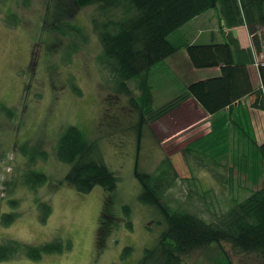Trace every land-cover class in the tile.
Instances as JSON below:
<instances>
[{
    "label": "rangeland",
    "instance_id": "rangeland-1",
    "mask_svg": "<svg viewBox=\"0 0 264 264\" xmlns=\"http://www.w3.org/2000/svg\"><path fill=\"white\" fill-rule=\"evenodd\" d=\"M64 1L70 9L71 0ZM55 2H0V244L9 239L27 244L59 239L72 247L41 260L20 257L0 264H136L162 229L157 209L139 199L142 186L134 175L138 152L139 168L148 173H159L163 161L172 160L178 177L164 200L210 222L232 204L230 189L214 177V173H228L212 160L225 149L203 148L207 140L199 142L202 149H194V159L186 161L182 152L197 134L192 129L198 124L187 129V122L178 118V108L154 121L148 117L137 149L139 114L129 96L117 95L114 74L109 76L100 63L102 45L92 24L98 6L76 7L72 16L64 12L56 17ZM11 14L21 23L8 24ZM58 17L84 30L85 37L72 53L74 37H63L52 29ZM197 24L193 22V26ZM170 39L178 41V31ZM184 65L183 56L174 54L152 67L148 78L154 110L177 98L178 71H184ZM134 82L129 84L138 97L141 91ZM225 118L219 117L217 132L226 128ZM69 126L84 132L96 145V155L118 176L115 191L108 194L102 186H95L80 193L64 182L71 163L60 161L56 149ZM226 150L235 168L243 172L234 171L238 182L246 180L243 174H249L248 167L254 178L262 170L256 150L248 149L244 157L242 149L233 154ZM29 170L45 173L48 180L35 189L28 186L24 175ZM232 193L243 194L242 190ZM107 194L109 233L99 247L98 229ZM41 201L52 208L46 221L41 220ZM12 214L16 217L7 223ZM126 248L132 250L125 252ZM190 259L187 263L227 264L231 259L234 264H260L255 255L237 254L227 243H213L187 257Z\"/></svg>",
    "mask_w": 264,
    "mask_h": 264
},
{
    "label": "trees",
    "instance_id": "trees-1",
    "mask_svg": "<svg viewBox=\"0 0 264 264\" xmlns=\"http://www.w3.org/2000/svg\"><path fill=\"white\" fill-rule=\"evenodd\" d=\"M92 4L98 6L92 24L102 45L100 63L109 70V76L114 74L117 95L129 96L131 106L139 114L137 149H140L142 129L148 117L151 121L157 120L189 98L195 99L206 113L212 115L253 93L256 96L253 105L264 109V54L260 55L264 53V0H71L70 9L64 0H57L53 10L56 17L64 12L72 16L76 7ZM212 9L219 13L222 27L230 29L245 24L254 48L241 47L231 32L224 42H187L180 45L178 41L170 39L182 26ZM6 21L10 25L21 23L15 14L9 15ZM52 29L63 37H74L71 44L75 49L71 48V53L78 49L80 40L85 37L82 27L60 17L53 22ZM182 47L187 49L194 68L219 66L221 73L189 84L177 98L154 110L152 86L148 78L150 70L164 59L177 55ZM251 64L259 70L262 86L259 89L254 87L251 80ZM132 80L136 82L135 88L141 91L138 97L133 94L134 88L129 84ZM193 150L189 146L183 150L186 161L192 158ZM261 150L264 157V143ZM46 156L44 153V158ZM56 156L62 162L71 163L64 182L78 192H90L95 186H102L108 194L116 190L118 176L96 155V145L88 141L79 127L69 126L60 136ZM215 157H212L215 165L221 164L225 169L227 161ZM162 166L159 173L140 170L138 152L134 175L142 186L139 199L157 209L162 219V229L156 243L145 249L136 264H193L187 263L192 260H187V257L213 243H227L235 253L253 254L260 264H264V181L260 187H256L247 179L238 182L235 170L228 169V174L214 173L215 179L230 189L228 196L232 197V204L227 211L215 219L212 217L214 220L209 222L183 207H173L164 200L178 175L169 158L163 161ZM47 180L45 173L36 170H29L24 175L25 184L34 189ZM235 190H242L243 194L232 193ZM108 194L101 213L104 218L100 219L98 229L99 247L104 246L109 233L105 220L109 217ZM39 204L41 220L46 221L52 211L51 205L46 201ZM8 216L7 223L16 214ZM71 247V243L65 245L59 239L39 244L9 239L0 244V261L20 257L41 260L47 254L61 253L71 250ZM131 250L126 248L125 252ZM227 264L234 263L229 259Z\"/></svg>",
    "mask_w": 264,
    "mask_h": 264
},
{
    "label": "crops",
    "instance_id": "crops-1",
    "mask_svg": "<svg viewBox=\"0 0 264 264\" xmlns=\"http://www.w3.org/2000/svg\"><path fill=\"white\" fill-rule=\"evenodd\" d=\"M196 21H198V24L193 26V22ZM187 28H190V31L186 30ZM262 29L264 31V28ZM230 32L237 37L241 47L254 48L252 37L245 24L230 29L222 27L219 13L214 9L206 11L182 26L178 30V44L184 45L187 42L190 44L209 43L212 41L224 42L227 34ZM180 54L183 56L184 66H186V68L182 72L178 71V95L183 93L189 84L221 73V68L219 66L203 69L194 68L190 63L188 52L185 47H182L178 51V55ZM263 54L264 53L260 55ZM250 75L254 87L256 89L262 87L259 70L254 64L250 65ZM255 97L253 93L246 95L232 106L226 107L222 111L212 115L206 113L195 99L189 98L178 106V118H182L183 121L187 122V129L193 128L195 123L198 124L196 129H194L195 127L192 129V132L194 130V132H197L190 142L189 147L192 149H202L200 148L199 142H204L206 140L204 145H202L203 148L209 145L212 146V149H225L223 154L216 156L218 158L223 157L221 159L222 161H227L224 164V168L227 169V171L228 169L235 171L239 170L235 168L233 159L225 155L226 149H230L229 152L231 154H233V152L235 153L237 149H242L243 157L248 153V149L256 150V152H258L257 160L259 165H262V170H259L258 175H255L254 178L250 173L251 168L248 167L249 174H243V176L249 180L251 185L260 187L264 181V157L261 150V145L264 143V109L257 108L253 105ZM221 115L226 116L225 120L227 125L226 128L223 129V132H217L218 130L216 127L219 125V121L221 120L219 117ZM258 123L261 124L260 127H258ZM179 128L180 127H178V129ZM230 153H228L229 156H231Z\"/></svg>",
    "mask_w": 264,
    "mask_h": 264
}]
</instances>
